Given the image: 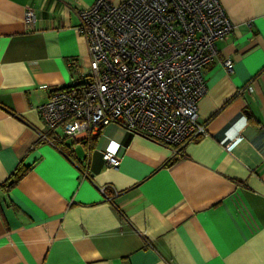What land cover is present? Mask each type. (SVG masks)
<instances>
[{
    "label": "crops",
    "instance_id": "0c3cea01",
    "mask_svg": "<svg viewBox=\"0 0 264 264\" xmlns=\"http://www.w3.org/2000/svg\"><path fill=\"white\" fill-rule=\"evenodd\" d=\"M94 1L0 0V264H264V0H220L235 28L181 153L116 124L50 136L39 108L87 69Z\"/></svg>",
    "mask_w": 264,
    "mask_h": 264
},
{
    "label": "built area",
    "instance_id": "2783aa9c",
    "mask_svg": "<svg viewBox=\"0 0 264 264\" xmlns=\"http://www.w3.org/2000/svg\"><path fill=\"white\" fill-rule=\"evenodd\" d=\"M78 15L88 67L39 108L54 138L94 137L116 124L179 153L206 132L198 120L203 69L218 53L217 41L235 28L220 0H96ZM25 19L35 24L33 8ZM224 65L234 70L231 58ZM104 158L110 167L121 163L112 148Z\"/></svg>",
    "mask_w": 264,
    "mask_h": 264
},
{
    "label": "trees",
    "instance_id": "16d2710c",
    "mask_svg": "<svg viewBox=\"0 0 264 264\" xmlns=\"http://www.w3.org/2000/svg\"><path fill=\"white\" fill-rule=\"evenodd\" d=\"M53 136V134H50V136ZM54 137V136H53ZM168 144V143H167ZM171 145V144H169ZM173 148H175L173 145H171ZM183 150V148H180L179 149V152L181 153ZM172 161H169V163H171ZM168 163V164H169ZM28 168L24 167L22 164H19L15 169L14 171L12 172V175L14 176V180L12 182V184H15L16 182H18L22 176L26 173Z\"/></svg>",
    "mask_w": 264,
    "mask_h": 264
}]
</instances>
